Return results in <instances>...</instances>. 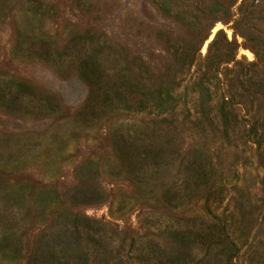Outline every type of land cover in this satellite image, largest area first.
Instances as JSON below:
<instances>
[{"label":"rangeland","instance_id":"374dc122","mask_svg":"<svg viewBox=\"0 0 264 264\" xmlns=\"http://www.w3.org/2000/svg\"><path fill=\"white\" fill-rule=\"evenodd\" d=\"M225 1L0 0V264H264V100L228 85L263 64Z\"/></svg>","mask_w":264,"mask_h":264},{"label":"trees","instance_id":"16d2710c","mask_svg":"<svg viewBox=\"0 0 264 264\" xmlns=\"http://www.w3.org/2000/svg\"><path fill=\"white\" fill-rule=\"evenodd\" d=\"M237 1V0H236ZM216 11L227 9V3L225 0H216ZM215 11V8L213 9ZM238 17H234V25L235 28L239 25H244L247 27V32L243 33L242 35L247 38V40L251 43L252 48L255 49L256 55L258 58H260L261 67L259 68L258 74L255 70L254 72H250L249 75L243 74L241 71H238L235 73L233 77L229 78V90H232L231 96L235 98L236 95H246L249 94L253 96V98L257 99H263L264 100V29L260 26V21L264 20V0H242L238 5ZM218 39H215L211 46H214V54L208 55V69L203 72V78L201 80H198L197 85L198 89L200 90V93L204 96H210V87L206 84L207 81H209L210 77H207V74L213 70L214 67H216V64H220L222 62H230L235 60V54H234V45H232V42L228 39H225L224 43V50L220 51L219 46H217ZM180 57V56H179ZM183 59L184 63H192L194 59L196 58L195 54L185 51L181 57ZM215 65V66H214ZM216 69V68H215ZM244 68H241L240 70H243ZM227 105H223L221 108L222 115L225 118L226 124H229V114H228V108ZM253 131H259L260 129L264 131V119L262 120L261 126L258 125H252ZM74 220L77 222L79 226H81L83 229L90 226L92 220L88 218H82L79 216H73ZM221 227L219 229V233L216 234H210V238L215 243L222 244L221 250L223 253L230 255L232 251L238 250L236 248V244H234L232 241H227L226 237L228 232L226 230V227H223L222 224H219ZM53 256L58 258L57 264H65L62 259L59 257L60 254L57 250L52 251ZM196 261L195 263H197ZM184 264V261H181V259H172L169 261V264ZM188 264V263H185Z\"/></svg>","mask_w":264,"mask_h":264}]
</instances>
